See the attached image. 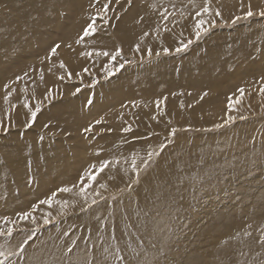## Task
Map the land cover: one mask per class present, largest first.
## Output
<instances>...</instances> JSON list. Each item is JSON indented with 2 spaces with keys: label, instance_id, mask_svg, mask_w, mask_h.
<instances>
[{
  "label": "rangeland",
  "instance_id": "1",
  "mask_svg": "<svg viewBox=\"0 0 264 264\" xmlns=\"http://www.w3.org/2000/svg\"><path fill=\"white\" fill-rule=\"evenodd\" d=\"M35 1L0 0V250L18 253L5 264H121L118 257L125 264H190L188 259L201 254L208 264H264V16L258 14L264 0H132L131 5L127 0H78L77 10L66 2L50 11L53 27L30 37L37 14L29 18L27 12L39 8ZM155 4L164 15L173 13L175 21L161 30L149 22L142 39L123 45L121 19L131 8L139 5L148 12ZM249 5L254 15L245 18ZM204 7L210 11L203 12ZM158 8L152 9L155 14ZM141 13L130 16L127 30L144 17ZM200 20L205 23L197 39ZM90 23L96 32L77 43ZM59 38L65 42H54ZM188 41L185 50L175 51ZM55 44L70 56H57L58 50L53 55ZM116 49L121 54L113 61ZM76 50L93 54L77 57ZM61 62L65 67L46 86L41 76ZM76 88L80 91L73 95ZM239 89L243 96L229 109V97L235 101ZM143 95L151 98L153 109L145 103L132 107L129 98L143 100ZM25 103L32 111L39 105L34 122ZM216 103L220 111L212 114L207 108ZM200 105L204 113L197 111ZM143 110L154 111L149 119L162 126L159 131L144 128ZM229 115L235 120L225 123ZM89 126L92 131L85 132ZM133 146L137 151L133 148L128 159L115 156L97 174L105 157ZM95 157L97 167L87 164ZM177 159L179 167L161 179L159 171ZM62 175L71 181L69 198L57 187ZM39 177L47 182L43 188L36 185ZM24 213H29L26 219ZM140 226L144 230L138 233ZM117 228L121 232L114 236ZM149 242L154 248H147Z\"/></svg>",
  "mask_w": 264,
  "mask_h": 264
},
{
  "label": "bare ground",
  "instance_id": "2",
  "mask_svg": "<svg viewBox=\"0 0 264 264\" xmlns=\"http://www.w3.org/2000/svg\"><path fill=\"white\" fill-rule=\"evenodd\" d=\"M12 1H15V0H12ZM29 1H32V0H29ZM39 1V2H38ZM78 0H36L35 1V5H36V3L38 2L39 3V8L38 9H33V10H30L29 12H27L28 14H29V18L31 17V16H33L34 15V13H36L37 15L36 16H33L32 17V19L31 20H33L32 22H34L32 25H30V32H29V34H30V37H34V35H36V34H38V33H40V32H43V31H48L49 29V26H52V22H54V21H48V18H49V12L50 11H52V12H56L57 10H59V8H60V6L61 5H63L64 3H66L67 2V4H70V6L72 7V8H74V10H77V8L79 7V4L78 3H76ZM158 1V0H157ZM226 0H222L221 2H222V4H225L224 2H225ZM256 1V0H255ZM62 4H61V3ZM213 2H214V0H213ZM14 3V2H13ZM13 3H12V5H13ZM18 3V2H17ZM16 3V4H17ZM152 2H150V4H151ZM158 3V2H157ZM1 4V3H0ZM51 4H52V6H51ZM159 4V3H158ZM235 4V3H234ZM9 5V4H8ZM11 5V4H10ZM65 6V5H64ZM63 6V7H64ZM160 5H156L155 4V6H151V7H149L150 8V11H148V12H145V11H143L141 8H144V9H146L145 7H141V6H137L136 8H131V9H129V12H127L126 14H125V17H123L122 19H121V26L123 27V29L125 30V32L124 31H122V30H120L121 32H120V35H121V37H120V39H121V42H122V44L123 45H127V43H129V42H135V41H137V39L139 40V39H142L143 38V36L140 38L139 36L140 35H142V33H143V31H145V28L148 30L149 29V26L147 25L149 22H153L154 21V23H155V30L158 28V27H160V30L161 29H163V26L162 25H167V26H169V24L171 23V22H173V21H175V19H174V17H173V13L172 14H170L169 13V15L166 13L165 15L163 14V8L162 7H159ZM224 6V5H223ZM222 6V7H223ZM227 6H228V4H227ZM81 7V6H80ZM159 7V8H158ZM180 6H178V8H179ZM65 8H67V6L65 7ZM153 8H158L157 9V14H155V10H152ZM224 8V7H223ZM229 8V7H228ZM17 9H18V7H17ZM134 9H136L135 11H136V13H137V15H141L142 13L141 12H143V13H145L144 14V17L143 16H139V19H134V21H133V23L135 22L136 23V25L135 24H132V27H130V28H133L132 30H130V28L127 30L126 29V27H125V25H126V23H127V21L128 20H130L131 18H130V16L135 12L134 11ZM180 9H183L182 8V6H181V8ZM147 10H148V8H147ZM75 12V11H74ZM77 13H78V11H76ZM26 13V16H25V18H28V14ZM58 13L59 12H57V15H58ZM76 13V14H77ZM163 14V15H162ZM170 15H172V18L171 19H169L170 17ZM22 16V15H21ZM20 16V17H21ZM167 17V19H165L164 17ZM176 16V15H175ZM48 17V18H47ZM58 18H59V16H57ZM169 17V18H168ZM52 18V17H51ZM135 18V17H134ZM177 18V17H176ZM14 19H12V21H13ZM29 20V19H28ZM30 20V21H31ZM35 20V21H34ZM150 20V21H149ZM70 21V20H69ZM178 21H176V23H177ZM55 23V22H54ZM69 23V22H68ZM72 23V22H71ZM163 23V24H162ZM73 24V23H72ZM78 24V23H77ZM151 24V23H150ZM172 24V23H171ZM69 25V24H68ZM76 25V24H75ZM77 27H79V25H76ZM3 27H4V25H3ZM2 27V28H3ZM53 27V26H52ZM55 27V26H54ZM68 27V26H67ZM76 27V28H77ZM151 28V27H150ZM66 30V28H63L62 29V31L64 32L65 30ZM127 30V31H126ZM73 31H75V30H73ZM68 32L71 34V32H70V30H68ZM48 33V32H47ZM116 33H117V30H116ZM44 35H45V33H43ZM59 40H61V43H64L65 41L62 39V38H59L58 40H55L54 42H58ZM38 42V41H37ZM136 43V42H135ZM3 44V43H2ZM130 45V44H129ZM6 46V45H5ZM7 47V46H6ZM20 47V46H19ZM18 47V48H19ZM5 50H8V48H5ZM58 53H56V55L57 56H61V55H63V56H65L64 54H62L63 52V50L62 49H58ZM22 52H24L23 50H22ZM29 53H31V51H28ZM35 53H36V51H35ZM81 53H83V51H81L80 52V50H76L74 53H73V55L75 56H77V55H80ZM66 55H68L67 53H66ZM63 56H61V57H63ZM68 56H70V54L68 55ZM67 56V57H68ZM66 56H65V58H67ZM78 57V56H77ZM46 58V57H45ZM57 58V57H56ZM55 59V58H54ZM70 59V58H69ZM73 59V58H72ZM67 60V59H66ZM69 61H71V59L69 60ZM2 63H0V65H1ZM83 64V63H82ZM6 65V64H5ZM14 65V64H13ZM65 65V64H64ZM70 65V64H69ZM69 65H68V68H69ZM80 65V64H79ZM78 65V66H79ZM81 66V65H80ZM2 67V66H1ZM4 67V66H3ZM65 67V66H64ZM48 68V67H47ZM67 68V69H68ZM38 69V68H37ZM44 69V68H43ZM60 69H62L61 67H59L58 65L55 67L54 66V68L53 69H50V73H49V75H44V76H42L43 77V80H44V82L46 81V82H49V81H54V79H57L58 78V76H57V74H58V70H60ZM45 70V69H44ZM39 71H41V70H39ZM38 71V72H39ZM67 71V70H66ZM71 71V70H70ZM69 71V72H70ZM73 71H75V70H72V72ZM0 72H2V71H0ZM54 75H56V76H54ZM52 81H51V83H52ZM197 81H199V80H197ZM202 81H204V79H201L200 80V82H202ZM45 82V83H46ZM199 82V83H200ZM21 82H19L18 84H20ZM41 83V82H40ZM198 83V82H197ZM1 85V84H0ZM46 86H47V83L45 84ZM18 86V85H17ZM38 87V86H37ZM19 88H20V86H19ZM32 89H34V87H31ZM17 92H19L18 91V89H17ZM131 92V91H130ZM40 93V92H39ZM46 93V92H45ZM234 94V93H233ZM147 95V94H146ZM149 95V94H148ZM133 96V95H132ZM144 96V95H143ZM145 97V98H144ZM144 97H142L143 98V100H141V98L140 99H136L135 97L134 98H129V99H131L132 100V102L134 103V105L132 106V107H139L141 104H143L144 105V103L145 104H148V106H150V108H154V106L152 105V100H151V98H149V96H144ZM4 98V97H3ZM2 98V100H4V99H6V98H4L3 99ZM129 99H127L126 98V101H128ZM152 99H154V98H152ZM172 99V98H171ZM219 99H221V98H219ZM69 100V99H68ZM175 100V99H174ZM189 100H191V99H189ZM124 101V100H123ZM123 101H118V103L119 104H122L123 103ZM216 101H218L217 99H216ZM10 102H13V101H10ZM0 103H2V101H0ZM137 103H141V104H137ZM170 103L171 104H175V101H170ZM188 104V103H187ZM118 105V104H117ZM218 104L216 103L213 107H209V108H207V109H210V110H212L211 111V113L212 114H216L217 112H219L220 111V108H219V106H217ZM109 109V108H108ZM203 109L204 108H202V106L200 105V106H198L197 107V111L200 113H204L205 111H203ZM155 110V109H154ZM156 111V110H155ZM1 112V111H0ZM152 112H154L153 110H143L142 112H140L139 113V116H140V118L141 119H143V121H144V124L143 125H146L144 128H146V129H148L149 131H159V128H161L159 125H157V123H153L152 121H151V119H149L150 118V116H151V114H152ZM97 114H99V113H97ZM100 115V114H99ZM136 115V114H135ZM111 116H112V114H111ZM111 116H107L108 118H106V119H108L109 120V122L111 123V124H114L115 123V121L114 122H111L110 121V119H113L114 117H111ZM137 116V115H136ZM182 117L184 118L185 116L184 115H182ZM95 118H98V117H95ZM100 118V117H99ZM139 118V119H140ZM101 119H102V117H101ZM187 119V118H186ZM142 121V120H141ZM187 121H189V120H187ZM198 121V120H197ZM201 121H204L203 119L201 120ZM189 122H191V121H189ZM188 122V123H189ZM187 123V122H186ZM87 124V123H86ZM89 124V123H88ZM105 125V124H104ZM87 126V125H86ZM106 127V126H105ZM114 127V126H113ZM146 131V130H145ZM117 133V132H116ZM142 134H144V133H142ZM117 135V134H116ZM116 135H115V138H116ZM112 136V134L110 135V137ZM161 136V135H160ZM108 137V136H107ZM114 138V137H113ZM114 138V139H115ZM107 139V138H106ZM105 139V140H106ZM110 139V138H109ZM108 139V140H109ZM116 140V139H115ZM98 141V140H97ZM103 141V140H102ZM112 141V140H111ZM114 141V140H113ZM113 141H112V143H113ZM109 142V141H108ZM106 143H107V141H106ZM109 144V143H108ZM136 144H137V142H136ZM111 145V144H110ZM105 146V145H104ZM126 146V145H125ZM135 146V145H134ZM134 146L131 148H124V149H122L120 152H115V154L113 153V155H109V152H108V155L112 158H104V160L105 159H108L109 161L110 160H113V157L115 158V156H118L119 157V161H121L123 158L124 159H128V155H130V153H133L135 150H136V148H134ZM137 146V145H136ZM59 147V146H58ZM76 147H78V146H76ZM109 146H107V148H108ZM59 148H61V147H59ZM105 148V147H104ZM133 148H134V151H133ZM111 149V148H110ZM62 151V150H61ZM137 151V150H136ZM52 152V151H51ZM46 153V152H45ZM54 153V152H53ZM56 153V152H55ZM59 153V152H58ZM1 154V153H0ZM42 154V153H41ZM44 154V153H43ZM164 156H165V154H164ZM47 157V156H46ZM101 157V156H100ZM99 157V158H100ZM103 157V156H102ZM108 157V156H107ZM163 157V156H162ZM66 158V157H65ZM94 158V157H93ZM34 159V158H33ZM48 159V158H47ZM56 159V158H55ZM96 159V160H95ZM95 159H94V161L92 162L93 164H91L89 161L91 160V159H88L89 161V163L87 162V164H90V165H95L96 166V164H99V163H97V162H99V160H98V158H96L95 157ZM44 160V159H43ZM52 160V159H51ZM103 160V159H102ZM103 160V161H104ZM82 161V160H81ZM97 161V162H96ZM57 162V161H56ZM112 162V161H111ZM39 163V162H38ZM40 163H41V161H40ZM71 163V162H70ZM48 164V163H47ZM47 164H45V165H47ZM38 165V164H37ZM61 165H63V164H61ZM112 164H110L109 165V167L111 166ZM42 164H40V165H38V168L37 169H39L40 168V170L42 169L43 170V168H42ZM48 166H49V164H48ZM82 166V165H81ZM98 166V165H97ZM96 166V167H97ZM36 167V166H35ZM51 167V166H50ZM59 167H61V166H59ZM63 167V166H62ZM86 167H88V165L86 166ZM179 167V160L177 159L173 164H172V166L171 167H169L168 168V166L166 165L165 166V170H162L163 172H161V170L159 171V175L160 176H162L161 177V179L162 178H165L167 175H168V173L170 172V170H172V169H177ZM58 168V167H57ZM56 168V169H57ZM46 169L47 170H50V168L49 167H46ZM60 169V168H59ZM74 169V167L72 168V170ZM95 169H97V168H95ZM69 169H67L66 171H68ZM51 171V170H50ZM52 171H56V170H52ZM116 171H117V169H115L114 171H113V173L114 174H116ZM119 171H120V169H119ZM16 172V171H15ZM37 172V171H36ZM47 172V171H46ZM57 172H59V171H57ZM61 172V174L63 173V170L62 171H60ZM45 173V172H44ZM91 173V172H90ZM89 173V174H90ZM172 173V172H171ZM42 174H43V172H42ZM59 174V173H58ZM63 174H65V173H63ZM177 174V173H176ZM70 175V174H69ZM82 175V174H81ZM80 175V176H81ZM84 176H85V178L84 179H86V177H87V175H88V173L85 171L84 172V174H83ZM93 175V174H92ZM178 175V174H177ZM40 176H42V175H40ZM58 176V175H57ZM64 176H66V175H64ZM63 175L60 177V179H59V181H58V184H57V187H61V188H65V187H67V188H69L70 189V191L68 192V198L69 197H71V195H73L72 194V190H71V188H70V183H71V181L68 179L67 180V177L65 178ZM44 177V176H43ZM50 177V176H49ZM49 177H46L47 179L49 178ZM170 178L172 177V175L171 176H169ZM177 177V176H176ZM77 178V177H76ZM78 178H79V176H78ZM169 178V179H170ZM17 179V178H16ZM56 179V178H55ZM80 179V178H79ZM78 179V180H79ZM82 179V178H81ZM172 179V178H171ZM185 179V178H184ZM20 180V179H19ZM91 180V179H90ZM174 180V179H173ZM38 182H37V184L36 185H38L39 187H45L47 184V182L46 181H44V178H43V180H41L40 181V177H39V179L37 180ZM55 181H57V180H55ZM83 181H85V180H83ZM83 181H81V182H83ZM88 181V180H87ZM164 180H162V182H163ZM34 182H36V180L34 181ZM46 182V183H45ZM77 182V181H76ZM165 182V181H164ZM176 182H177V180H176ZM79 183H80V181H79ZM90 183V182H89ZM167 183V182H166ZM165 183V184H166ZM173 183V182H172ZM164 184V183H163ZM160 185L158 188H162L164 185ZM74 185H75V183H74ZM85 185V184H84ZM90 185V184H89ZM167 185V184H166ZM165 185V186H166ZM169 185V184H168ZM56 186V185H55ZM71 186H73V184L71 185ZM57 187H55V188H57ZM75 187V186H74ZM79 187V186H78ZM83 187V186H82ZM81 187V188H82ZM54 188V187H53ZM76 188V187H75ZM74 189V188H73ZM60 190V189H59ZM21 191V190H20ZM56 191V190H55ZM57 191H58V189H57ZM74 192V191H73ZM67 193V192H66ZM75 193H77L78 194V192H75ZM155 193V192H154ZM19 194V193H18ZM150 194H151V192H150ZM20 196V195H19ZM47 196V195H46ZM76 196V195H75ZM59 197V196H58ZM58 197H57V199H58ZM59 199H61V198H59ZM62 199H64V197L62 198ZM61 199V200H62ZM39 201H40V199H38ZM42 201V200H41ZM63 201V200H62ZM57 202V201H56ZM64 202V201H63ZM41 203V202H40ZM47 203H48V201H47ZM56 204V203H55ZM144 204H145V202H144ZM148 204L149 203H147L146 204V206H147V208H148ZM42 205V204H41ZM57 205H59V204H57ZM57 205H53V206H55V207H57ZM149 205H151V204H149ZM43 206V205H42ZM49 206V205H48ZM52 206V203H51V205H50V207ZM54 209V208H53ZM261 210H263L264 211V209H261ZM139 211V210H138ZM261 213H262V211H260ZM260 212H257V214H260ZM132 212H130V214H131ZM142 213V212H141ZM212 213V212H211ZM216 216V215H215ZM214 216V217H215ZM219 216V215H218ZM213 218V217H212ZM234 220V219H233ZM216 221V220H215ZM209 224H210V222H208ZM220 223H222V221H216L214 224H220ZM256 224H257V222H255ZM255 223H254V225H255ZM140 225H142V224H140ZM224 225H222V227H223ZM219 228H220V226H218ZM217 227V228H218ZM139 229H138V233H139V231L141 232V230H144V228H142L141 226L140 227H138ZM149 229H147V231H148ZM115 232V235L114 236H117V234L118 233H120L121 232V230L119 229V228H117V230L116 231H114ZM209 233V232H208ZM210 236V235H209ZM138 237H139V235H138ZM191 238V237H190ZM208 238H210V237H207V238H205L206 240L208 239ZM213 238V237H212ZM219 238V237H218ZM204 239V238H203ZM200 240V239H199ZM214 240V239H213ZM119 241V240H118ZM133 240H131V242H132ZM149 241H152V238L149 240ZM215 241V240H214ZM213 241V242H214ZM134 242V241H133ZM137 242V241H136ZM216 242V241H215ZM95 243H96V241H95ZM209 243V242H208ZM210 244V243H209ZM208 244V245H209ZM205 245V244H204ZM207 245V246H208ZM116 246H120L119 244L117 245L116 244ZM242 246V245H241ZM154 248V243L153 242H149V244L147 245V248ZM193 247V246H192ZM110 248H116V247H114V246H111L110 245ZM134 248V247H133ZM138 248V247H137ZM142 248V247H141ZM197 248V247H196ZM195 247H194V249H196ZM116 249H119V247H117ZM143 249V248H142ZM144 249H146V248H144ZM186 249V248H185ZM205 249V248H204ZM134 251H135V249H133ZM132 249H131V251H133ZM130 250H128V252H129ZM193 251V250H192ZM195 251V250H194ZM201 251V250H200ZM203 251V250H202ZM196 252V251H195ZM179 253V252H178ZM196 253H199V252H196ZM201 253V252H200ZM203 253V252H202ZM212 253V252H211ZM249 253V252H248ZM248 253H247V255H248ZM255 253V252H254ZM187 254V253H186ZM207 254V253H206ZM210 254V253H209ZM208 254V255H209ZM244 254H246V252L244 253ZM250 254V253H249ZM188 255L189 256H191L190 255V253H188ZM239 255H241V256H243V252L242 253H239ZM251 255V254H250ZM188 256V257H189ZM194 256V255H193ZM202 256V254L201 255H197L195 258H193V257H191L190 259H188L187 260V262H189L190 264H202L203 263V261L205 260V257L203 258V257H201ZM244 256H246V255H244ZM210 257V256H209ZM212 257V256H211ZM251 257H253V256H251ZM92 258H93V260H95L96 262H97V260H96V256H94L93 254H92ZM210 259V258H209ZM253 260V259H252ZM206 261V260H205ZM250 261V260H249ZM207 262V261H206ZM212 261H210V263H211ZM246 262H247V260H246ZM205 263V262H204ZM203 263V264H204ZM209 263V264H210ZM250 263H251V261H250ZM152 264V263H151ZM206 264V263H205ZM207 264H208V262H207ZM212 264V263H211ZM245 264V263H244ZM254 264H255V262H254Z\"/></svg>",
  "mask_w": 264,
  "mask_h": 264
},
{
  "label": "snow or ice",
  "instance_id": "3",
  "mask_svg": "<svg viewBox=\"0 0 264 264\" xmlns=\"http://www.w3.org/2000/svg\"><path fill=\"white\" fill-rule=\"evenodd\" d=\"M119 2H120V0H116V3H119ZM127 3H128L129 5H131V4H132V0H127ZM103 7H104L105 9H108L109 4H104ZM202 11L205 12V13H207V12L210 11V9H209L208 7H204V8L202 9ZM215 14H216L217 16H219V15H220V12H219V11H216ZM258 14H259L260 16H264V9L260 10ZM162 15H163V14H162ZM199 15H201V13H200V12H197V16H199ZM253 15H254V12H253L252 9H251V5H249L248 11L245 13V18L251 17V16H253ZM164 18L167 19L166 16H165ZM238 19H240V17H236V20H238ZM204 23H205V21L200 20V21L197 22V24H196V26H195V27H196V33H195V34H196L197 39H199L200 36H201V29L203 28ZM210 23H211L213 26L215 25V21H214V20L211 21ZM233 23H235V20L233 21ZM95 32H96V28L94 27V24L90 23V24L88 25V27L85 28V29L83 30V36L80 38V40L77 41V43H80L85 37H89V36L93 35ZM147 35H148V33H145V36H147ZM190 43H191V41H188L187 44L182 43V45H181L180 47H177V48L175 49V51H176L177 53H179V52L185 50V49L188 47V44H190ZM60 47H61L60 44H55V45L51 48V53L54 55ZM135 50H136L137 52L141 51V48H140V45H139V44L136 45ZM163 51H164L165 54H167V53H169L170 50H169L168 48H164ZM92 54H93L92 52H88V53H86V54H85V53H81V55H87V56H92ZM120 54H121V50H120V49H116L115 54L111 56V59H112L113 61L116 60V58H117ZM96 55H103V56H106V57H107V56L110 55V53L107 52V51H103V52H99V51H98V52H96ZM147 55H148L149 57H151V56L153 55V53H152V49H151V48H148V49H147ZM156 55L159 56V55H160V52H156ZM60 67H61V68L64 67L63 62H61ZM120 67L123 68L124 65L121 64ZM84 71L87 72L88 69L85 68ZM106 71L108 72L109 75L111 74V69H107V68H106ZM67 75H68V78H71V75H72V74H71V73H68ZM59 78H60L61 80H63L65 77H64V76H61V77H59ZM41 79H43L42 76H41ZM262 79H264V78H262ZM79 91H80V89H79V88H76V90H75V92L73 93V95H75V94L78 93ZM260 91H261L262 93H264V88H261ZM239 92H240L241 95H240V97H237L235 101H233L232 97H229V109H232V108L235 106V104H239L240 99H241V97L243 96L244 90H243V89H239ZM206 94H207V93H205V95H206ZM9 95H11V93H9ZM201 98H203V97H201ZM6 99H7V97H6ZM88 103L91 104L92 101L89 100ZM161 103H162L161 100H157V101H156V105H157V107H159ZM23 106H24L25 108H28V109H29V112H31V118H32V121L34 122L35 119H36L37 112L40 110V109H39V105L36 106V110H35V111H32V109L29 107V105H28L27 103H25ZM240 118H241V119H244L245 117L241 116ZM234 120H235V118H234L233 116L229 115L228 118H227V121H226L225 123H228V122H234ZM97 123H99V121H97ZM222 126H223V125L218 124V125H216L215 127L219 128V127H222ZM26 127H31V124H30V123L27 124ZM45 127H48V125H45ZM84 131H85V132H90V131H92V127H91V126L86 127V128L84 129ZM124 131H130V128H125ZM175 131H176V130L173 129V130H172V134H175ZM149 156H151V153L149 154ZM111 163H112V162H110V161H108V160H104V161L100 162V164H99V168L96 170V171H97V174H98L99 172H103L104 169L107 168ZM90 179L95 180V179H96V175H95V174L91 175V176H90ZM101 186L104 187V185H101ZM60 191H62V192H69L70 189L67 188V187H65V188L60 189ZM48 203H50V202H48ZM92 203L95 204L96 201L93 200ZM28 216H29V213H24L22 218L26 219ZM33 219H34V218H33ZM46 222H47V221H46ZM11 234H12V230L9 229L7 235L11 236ZM24 243H25V244L27 243V239L24 241ZM261 243L264 244V234H262V236H261ZM22 251H23V246H21V252H22ZM15 254H18V253H15V252H6V251H3V250H0V264H5V262L8 261L9 257H10L11 255H15ZM118 259H120L121 264H125V258H124V257H118ZM128 264H131V262H128Z\"/></svg>",
  "mask_w": 264,
  "mask_h": 264
}]
</instances>
